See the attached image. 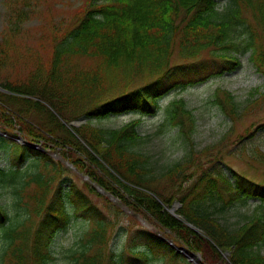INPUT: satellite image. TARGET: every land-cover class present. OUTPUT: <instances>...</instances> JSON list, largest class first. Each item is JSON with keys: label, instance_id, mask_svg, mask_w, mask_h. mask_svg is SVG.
<instances>
[{"label": "trees", "instance_id": "1", "mask_svg": "<svg viewBox=\"0 0 264 264\" xmlns=\"http://www.w3.org/2000/svg\"><path fill=\"white\" fill-rule=\"evenodd\" d=\"M24 16L16 12L17 19ZM19 32L12 28L0 47V125L7 133L0 141L10 142L9 165L0 164V218H7L6 226L0 222V264H55V240L73 218L85 230L63 264H192L157 232L125 224L119 229L123 254L115 252L112 212L93 200L92 193L101 194L88 181L81 188L70 180L68 162L174 243L201 253L203 264H264V182L226 162L231 156L264 177L261 146L232 151L228 144L237 123L264 106L258 105L264 93L256 90L244 107L231 92L217 91L215 106L232 125L219 144L201 150L185 100L159 105L163 91L193 84L189 76L206 67L205 52L214 56L242 44L264 73V0H226L222 8L218 0H87L52 27L45 58L18 42ZM25 50L31 58L24 63L11 57ZM175 53L183 63L174 64ZM217 57L226 59V69L239 65L235 57ZM138 80L143 84L135 85ZM159 110L158 130H174L171 136L184 147L181 159L160 167L143 147L141 117L119 128L92 123ZM82 118L87 121L79 126L67 125ZM17 127L26 144L7 138ZM256 133L247 128L234 146ZM48 148H59L62 160ZM176 201L181 218L169 211ZM230 209L235 225L221 219Z\"/></svg>", "mask_w": 264, "mask_h": 264}, {"label": "rangeland", "instance_id": "2", "mask_svg": "<svg viewBox=\"0 0 264 264\" xmlns=\"http://www.w3.org/2000/svg\"><path fill=\"white\" fill-rule=\"evenodd\" d=\"M86 1L87 0H0V47L6 44V40L12 28L17 26L20 29L18 42H23L24 47L36 51L39 56L45 58L47 56V47L51 45L50 35L52 27L55 25L59 26L63 21L70 18L74 11ZM23 10L25 15L24 18L22 20L17 19L16 12ZM13 54L22 57L23 59L20 60L22 63L31 58L26 54V50L21 54L12 53L11 57ZM233 55H236L240 61V65L235 69L223 71L222 74H219L216 70H211L214 60L219 59L205 56L208 63V70L206 73L202 74L199 72V74L196 75L195 85L189 86L185 90L165 91L161 93L163 97L159 105H162V107L167 105L174 98L185 99V103L192 111L193 118L195 119L193 138L196 142L195 148L197 150L219 144L232 125L231 120L213 103L214 95L218 88L231 91L235 95L238 105H244V107L249 105L250 99L252 98L251 91L255 87H260L261 90L264 91V75L258 72L250 58L251 54L249 52L237 54L234 50H231L229 56ZM174 62H178L176 56L174 57ZM210 72L213 74L208 76ZM140 84H142V81L139 80L135 83V85ZM136 112L137 111L123 113L101 121L93 120L92 123L105 127L119 128L133 118L141 117L142 123L140 131L144 137L143 147L153 158L159 160V167L181 159L184 147L180 146L179 140H175L174 137L171 136L175 134V131L173 130L170 132L166 129L160 132L158 130L164 119L162 110L156 113L145 114L144 116H137L138 113ZM262 124H264V106L254 108L237 123L235 131L229 138V149L233 151L237 148L240 150L243 145L245 148L250 146L254 148L255 145H259L264 150V127L261 128V130L258 128ZM247 128H252V131L257 130V133L251 138H245L240 144L234 146L239 136L246 133ZM3 131L4 129L0 125V134H2ZM19 136L20 130L19 127H17L11 131V134H8L7 138L12 141H15V138H17L20 142H25V140L19 138ZM1 142H5V144ZM9 143L8 141H0V164L5 167L9 165ZM50 145L52 146L51 143ZM35 146L41 147V142H36ZM222 148L228 147L223 146ZM59 151V148H48L47 152L56 160H62ZM226 162L248 179L256 183L264 182V177L259 171L246 165L241 160L230 156L226 158ZM22 163L23 162L20 160L17 161V164L21 165ZM65 164L68 167L70 180L77 182L81 188L83 187V183L88 181L94 187L95 191L101 194L97 195L92 193L91 196L93 200L97 202L105 213L109 212V210L112 212L110 214L115 220V237L113 240L111 238L112 241H110V245L115 252L123 254V230L121 232L119 231V229H123V224L133 229L144 227L157 232L161 237H168L167 232L160 233L152 223L131 211L127 206L122 204L119 198L114 194L111 193L118 200H113L110 195L108 196L99 191L96 187L98 184L95 181L87 179L84 173L72 167L69 162ZM228 174L231 176V173ZM10 190L11 187L7 185L5 187L6 195ZM105 197L110 201H106ZM251 201L254 202L257 200L253 198ZM2 202L7 207L8 198H3ZM253 207L254 205L250 204V209H253ZM170 208L172 207H169V209ZM241 210L245 212L247 208L241 207ZM176 212L177 211H175L174 214H177ZM222 216L224 217L221 218L223 221L230 225H235L237 218L231 209L223 213ZM177 217L181 218L180 216ZM0 222L6 226L7 218H0ZM84 230L85 224H83L79 218H73L67 228L61 230L54 244L57 254L55 264H63L62 261L65 258L68 248L82 235ZM124 251H127V248ZM172 264L174 263L172 262Z\"/></svg>", "mask_w": 264, "mask_h": 264}, {"label": "water", "instance_id": "3", "mask_svg": "<svg viewBox=\"0 0 264 264\" xmlns=\"http://www.w3.org/2000/svg\"><path fill=\"white\" fill-rule=\"evenodd\" d=\"M82 121H85L84 119L83 120H76V121H73V122H71L70 124L71 125H79ZM180 206V203L179 202H175L174 203V205H173V207H172V209H171V211L173 212V213H175V211H176V209L178 208ZM189 226H191V224H189ZM194 229H196V228H194ZM170 243L174 246V247H176L177 248V250L179 251V252H181V253H183L187 258H188V260L190 261V262H193L194 264H200V262H199V260L197 259V254L196 253H192L191 251H189L186 247H184V246H180V247H178V246H176L174 243H173V241H170ZM199 257H200V254H199Z\"/></svg>", "mask_w": 264, "mask_h": 264}]
</instances>
